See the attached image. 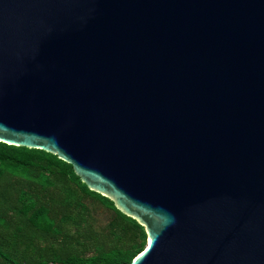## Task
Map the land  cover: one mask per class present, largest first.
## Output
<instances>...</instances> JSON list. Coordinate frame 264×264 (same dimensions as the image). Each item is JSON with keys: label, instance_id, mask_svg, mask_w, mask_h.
Listing matches in <instances>:
<instances>
[{"label": "water", "instance_id": "water-1", "mask_svg": "<svg viewBox=\"0 0 264 264\" xmlns=\"http://www.w3.org/2000/svg\"><path fill=\"white\" fill-rule=\"evenodd\" d=\"M0 142L143 226L122 264H264V0H0Z\"/></svg>", "mask_w": 264, "mask_h": 264}, {"label": "trees", "instance_id": "trees-1", "mask_svg": "<svg viewBox=\"0 0 264 264\" xmlns=\"http://www.w3.org/2000/svg\"><path fill=\"white\" fill-rule=\"evenodd\" d=\"M146 241L144 227L69 163L0 142V264H122Z\"/></svg>", "mask_w": 264, "mask_h": 264}]
</instances>
